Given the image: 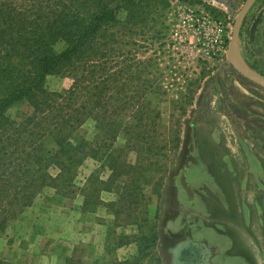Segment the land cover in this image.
<instances>
[{
    "label": "rangeland",
    "instance_id": "obj_1",
    "mask_svg": "<svg viewBox=\"0 0 264 264\" xmlns=\"http://www.w3.org/2000/svg\"><path fill=\"white\" fill-rule=\"evenodd\" d=\"M244 2L144 0L133 17L121 11L120 22L107 33L115 35L109 45L116 52L110 54L108 65L105 59L100 60L113 74L109 98L95 103L83 85L76 91L79 104L86 106V119L72 140H84L88 149L95 148L96 157H88L77 167L72 197L46 187L25 217L21 215L0 232V264L172 263L168 244L163 251L157 249L155 236L158 238L160 227L166 233L169 221L187 228L195 222V216L185 212L190 207L186 192L179 188L178 194L175 188L177 170L191 172L193 164L207 163L214 157L213 148L220 151L221 164L230 170L229 156L224 160L222 155L228 133L236 139L239 152L246 153L249 133L257 144L252 149L261 147L264 154V88L247 80L250 89L233 84L232 79L241 78V74L226 56ZM189 14L203 16L211 26H218L224 43L220 55L208 54L201 41L202 31ZM242 32L235 56L264 75V0H257L251 8ZM66 47L60 40L54 49L60 52ZM126 54L129 64L121 69ZM81 74L50 75L45 86L65 93ZM220 97L224 99L220 106L224 117L215 113ZM32 111L30 101L24 100L10 107L7 114L21 121ZM197 121L199 139L195 138ZM43 142L48 151L57 148L50 134ZM259 157L264 170V155ZM51 171L56 174L58 169ZM250 175L243 180L244 186L249 185ZM261 183L263 186L264 172ZM258 198L264 206V194L259 193ZM174 199L179 204L175 205ZM257 231L256 264H264V217ZM136 236H145L153 244L144 255L133 257L131 250L121 245L132 243L131 249L136 251L140 243L147 244L143 239L136 241Z\"/></svg>",
    "mask_w": 264,
    "mask_h": 264
},
{
    "label": "trees",
    "instance_id": "obj_2",
    "mask_svg": "<svg viewBox=\"0 0 264 264\" xmlns=\"http://www.w3.org/2000/svg\"><path fill=\"white\" fill-rule=\"evenodd\" d=\"M142 1L0 0V232L33 205L44 188L65 197L75 194L77 167L96 157L95 148L88 149L84 140H72L86 119V106L79 104L76 91L84 87L95 103L109 98L113 74L100 60L108 65L116 48L109 45L115 35L107 33L120 22L122 10L133 17ZM60 40L67 47L57 52L54 46ZM126 60L127 54L119 68L128 66ZM72 71L82 74L65 93L46 88L48 76ZM24 100L33 111L17 121L7 112ZM48 134L57 146L53 151L43 142ZM52 168L58 169L56 174ZM138 238L147 242L139 244L144 255L153 243Z\"/></svg>",
    "mask_w": 264,
    "mask_h": 264
},
{
    "label": "crops",
    "instance_id": "obj_3",
    "mask_svg": "<svg viewBox=\"0 0 264 264\" xmlns=\"http://www.w3.org/2000/svg\"><path fill=\"white\" fill-rule=\"evenodd\" d=\"M232 83L238 84L244 89H250V86L239 76L234 77ZM220 90L219 94L222 95V89ZM223 101L224 99L220 97L217 106H215V113L221 117H224L220 111ZM199 118L197 117V120ZM199 124V121L195 122V138L197 139H199ZM246 136L248 137V143L245 144L246 153L239 152L238 146L234 145L236 139H233L231 134L228 133L224 136V153L222 155L224 160L227 155L229 156L232 162L230 170L221 164V157L218 154L220 151L217 148L212 150L214 157L208 159L207 163L193 164L190 169L191 172L181 168L177 170L179 178L175 182V188L178 189V194H180V188L188 196L181 184L183 174L187 175L194 193L191 200L189 196L187 197L190 207L185 212L195 216V222L194 224L192 222V228L191 226L187 228L184 224L178 226L174 224L175 227L168 225L166 233L161 232L160 227L157 249L163 251L166 247L165 244H168L172 255L171 264H256L258 253L255 247L260 241V235L257 231L260 226L257 225L255 205L260 199L258 194L260 186H262V177L259 176V173L264 172L259 163V156L264 154L261 147L253 150L252 146L257 144L255 141V143L252 142L249 133ZM240 158H243L242 163H239ZM189 172L190 174L195 173V176H189ZM248 173H251L247 179L249 185L244 186L243 180L246 179ZM200 194H204V196H200ZM178 198L181 199L180 196ZM177 200L174 199L175 205L176 203L179 204ZM30 208H33V205L28 207L20 216L25 217V213ZM246 209L255 221L254 231H250L244 221ZM172 222L174 223V221ZM132 245L130 243L121 245V247L130 249L131 253L134 254L133 257H135L139 250L131 249ZM193 247L199 248L200 257L198 259L193 255L190 256ZM183 250H185L184 254Z\"/></svg>",
    "mask_w": 264,
    "mask_h": 264
},
{
    "label": "water",
    "instance_id": "obj_4",
    "mask_svg": "<svg viewBox=\"0 0 264 264\" xmlns=\"http://www.w3.org/2000/svg\"><path fill=\"white\" fill-rule=\"evenodd\" d=\"M256 1L257 0H245L241 10L237 14L234 24H233L232 34H231V38L228 44V48L226 50V56H227L228 61L237 69V71L241 75H243L244 77L248 78L252 82L264 88V75L258 70H256L254 67H252L250 64L246 63L245 61L239 60L234 54V48L238 40L240 39V34L242 31V27L245 22V19L249 11L251 10V8L256 3ZM181 184L184 187V189L187 191L189 199L191 200L194 196V193L189 184L188 177L186 174L182 175ZM169 225L175 227L172 221L169 222Z\"/></svg>",
    "mask_w": 264,
    "mask_h": 264
},
{
    "label": "built area",
    "instance_id": "obj_5",
    "mask_svg": "<svg viewBox=\"0 0 264 264\" xmlns=\"http://www.w3.org/2000/svg\"><path fill=\"white\" fill-rule=\"evenodd\" d=\"M188 18L194 21L195 25H198L202 31V44L206 48L210 56H218L224 50L223 38L220 35L219 30L216 26H211L209 20L203 16H197L189 14Z\"/></svg>",
    "mask_w": 264,
    "mask_h": 264
},
{
    "label": "flooded vegetation",
    "instance_id": "obj_6",
    "mask_svg": "<svg viewBox=\"0 0 264 264\" xmlns=\"http://www.w3.org/2000/svg\"><path fill=\"white\" fill-rule=\"evenodd\" d=\"M260 176L262 177V173L260 174ZM260 187L261 188H260L259 193L264 194L262 192V190H264L263 189L264 185L263 186H260ZM261 200H263V199L261 198ZM255 210L257 212V214H256L257 215V221H258L257 225L260 226V223H261V221L263 220V217H264V213L262 214V212L264 210V206L263 205H260L259 203H256ZM244 221H245L247 227L250 228V231H254L255 221H254V219H252V217H250V213L247 211V209L245 211ZM193 248H194V249H192L193 252L190 254V256L193 255V257H195V258L197 257V259H198L200 257L199 248L198 247H193ZM184 251L185 250H183V254L185 253Z\"/></svg>",
    "mask_w": 264,
    "mask_h": 264
},
{
    "label": "bare ground",
    "instance_id": "obj_7",
    "mask_svg": "<svg viewBox=\"0 0 264 264\" xmlns=\"http://www.w3.org/2000/svg\"><path fill=\"white\" fill-rule=\"evenodd\" d=\"M237 56V55H236Z\"/></svg>",
    "mask_w": 264,
    "mask_h": 264
}]
</instances>
